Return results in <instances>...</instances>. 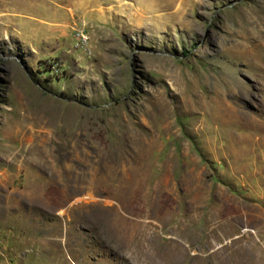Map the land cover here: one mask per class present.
Listing matches in <instances>:
<instances>
[{
	"label": "rangeland",
	"instance_id": "374dc122",
	"mask_svg": "<svg viewBox=\"0 0 264 264\" xmlns=\"http://www.w3.org/2000/svg\"><path fill=\"white\" fill-rule=\"evenodd\" d=\"M0 264H264V0H0Z\"/></svg>",
	"mask_w": 264,
	"mask_h": 264
}]
</instances>
